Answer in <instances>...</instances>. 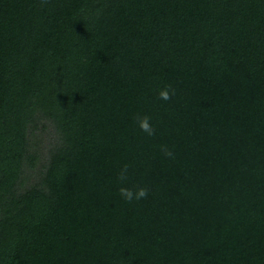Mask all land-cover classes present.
<instances>
[{"label": "trees", "instance_id": "trees-1", "mask_svg": "<svg viewBox=\"0 0 264 264\" xmlns=\"http://www.w3.org/2000/svg\"><path fill=\"white\" fill-rule=\"evenodd\" d=\"M0 264H264V0H0Z\"/></svg>", "mask_w": 264, "mask_h": 264}, {"label": "clouds", "instance_id": "clouds-1", "mask_svg": "<svg viewBox=\"0 0 264 264\" xmlns=\"http://www.w3.org/2000/svg\"><path fill=\"white\" fill-rule=\"evenodd\" d=\"M175 90L170 86H165L160 89L159 96L162 100H169L171 96L174 94ZM139 127L148 135L154 134V128L150 122V118L145 116L143 119L139 121ZM168 155H172L171 152L167 153ZM128 174V165H124V167L120 171V179L126 180ZM121 196L129 202L134 200H140L148 195V189L146 187H137L135 190L122 186L120 189Z\"/></svg>", "mask_w": 264, "mask_h": 264}, {"label": "rangeland", "instance_id": "rangeland-1", "mask_svg": "<svg viewBox=\"0 0 264 264\" xmlns=\"http://www.w3.org/2000/svg\"><path fill=\"white\" fill-rule=\"evenodd\" d=\"M53 136V133H52ZM34 179V176L30 175L28 181H32Z\"/></svg>", "mask_w": 264, "mask_h": 264}]
</instances>
